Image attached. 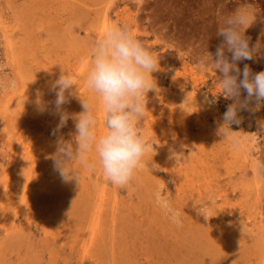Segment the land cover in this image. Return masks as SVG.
Masks as SVG:
<instances>
[{
  "label": "rangeland",
  "instance_id": "1",
  "mask_svg": "<svg viewBox=\"0 0 264 264\" xmlns=\"http://www.w3.org/2000/svg\"><path fill=\"white\" fill-rule=\"evenodd\" d=\"M239 3L0 0V264H264V103L238 113L232 130L241 143L233 147L216 135L231 100L217 95L213 71L196 66L205 48L215 52L220 19ZM254 6L245 36L262 47L238 62L253 73L264 70V0ZM114 26L158 59L150 74L157 90L146 93L137 124L153 147L122 188L89 169L92 153L72 162L77 180L65 181L51 157L57 139L75 134L79 97L95 106L96 134L106 131L85 75L92 42ZM61 72L79 97L62 105L69 118L52 134L59 115L49 85Z\"/></svg>",
  "mask_w": 264,
  "mask_h": 264
},
{
  "label": "clouds",
  "instance_id": "2",
  "mask_svg": "<svg viewBox=\"0 0 264 264\" xmlns=\"http://www.w3.org/2000/svg\"><path fill=\"white\" fill-rule=\"evenodd\" d=\"M254 5L255 0L252 3L240 0L236 8L222 16L215 30V35L222 39L215 52L210 53L205 48L196 61L198 68L215 73L219 89L217 95L231 100L217 125L216 135L222 139L230 137L233 147H239L241 143L232 130V125L241 123L242 117L238 113L241 110L256 111L264 103V70L253 73L247 64L242 69L238 67L239 61L253 59L262 47L259 43L250 47L249 38L245 36L246 29L255 21L259 11ZM89 56L85 83L99 101L106 131L96 134L94 104L80 98L72 78L61 72L49 85V90L54 92V106L59 115L52 134L58 132L69 118L70 114L62 110L69 97H79L82 111L71 117L75 134L70 140L57 139L51 158L54 169L63 180H77L78 173L71 166L72 162L85 163L88 154L92 153L94 159L88 163L89 169L98 168L107 182L122 188L129 184L141 166L145 152L153 147L137 124L146 110V93L157 90L150 74L157 70L158 59L123 26L106 29L92 42ZM8 86L15 87V82L9 81ZM36 105L38 111L45 110L39 93ZM261 128L264 129V122H261ZM152 195L157 206L175 219L177 214L162 191H154Z\"/></svg>",
  "mask_w": 264,
  "mask_h": 264
},
{
  "label": "bare ground",
  "instance_id": "3",
  "mask_svg": "<svg viewBox=\"0 0 264 264\" xmlns=\"http://www.w3.org/2000/svg\"><path fill=\"white\" fill-rule=\"evenodd\" d=\"M76 14V13H75Z\"/></svg>",
  "mask_w": 264,
  "mask_h": 264
}]
</instances>
